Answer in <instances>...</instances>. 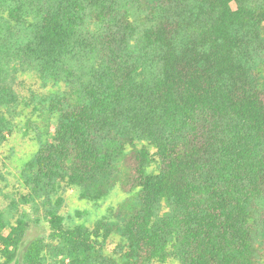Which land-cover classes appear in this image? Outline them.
I'll return each mask as SVG.
<instances>
[{"label":"trees","instance_id":"16d2710c","mask_svg":"<svg viewBox=\"0 0 264 264\" xmlns=\"http://www.w3.org/2000/svg\"><path fill=\"white\" fill-rule=\"evenodd\" d=\"M27 72L57 92L22 99ZM23 106L54 131L22 196L50 233L21 264H262L264 0H0V146ZM117 186L110 216L66 226L65 187L99 202ZM15 211L0 264L36 223Z\"/></svg>","mask_w":264,"mask_h":264},{"label":"rangeland","instance_id":"374dc122","mask_svg":"<svg viewBox=\"0 0 264 264\" xmlns=\"http://www.w3.org/2000/svg\"><path fill=\"white\" fill-rule=\"evenodd\" d=\"M14 88L20 97L27 101L31 99L32 94L44 98L53 95L58 89L53 86L45 87L32 72L19 74L14 82ZM33 110V107H21L15 120L13 132L7 135V141L0 146V210L9 212L11 206L16 204L18 211L13 212V215L18 217V213L27 211L32 220L36 222L32 225L25 240L19 264H21L22 255L29 244L37 238L48 237L50 233L43 209L37 212L31 205L22 202V196L28 195L30 192L24 183L23 171L25 166L38 152L42 141L54 131L53 124L50 121L44 122L39 119V113H34ZM41 138L43 139L41 140ZM138 146L140 148L146 147L154 152L147 144L139 143ZM151 171H157V166H153ZM60 195L63 198L61 214L65 218L66 226L85 225L89 228H94L99 220L110 216L128 197L120 186L113 189L106 198L99 202L82 199L80 190L77 188L65 187ZM258 242L261 249L262 264H264V237ZM120 244L121 238L113 236L107 244L106 254L113 255ZM63 264H68V261L63 262ZM170 264L174 263L171 262Z\"/></svg>","mask_w":264,"mask_h":264},{"label":"built area","instance_id":"2783aa9c","mask_svg":"<svg viewBox=\"0 0 264 264\" xmlns=\"http://www.w3.org/2000/svg\"><path fill=\"white\" fill-rule=\"evenodd\" d=\"M68 263H69V261H68Z\"/></svg>","mask_w":264,"mask_h":264}]
</instances>
